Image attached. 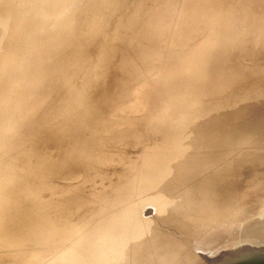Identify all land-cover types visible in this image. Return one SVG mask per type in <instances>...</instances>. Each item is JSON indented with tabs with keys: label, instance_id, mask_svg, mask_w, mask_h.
Wrapping results in <instances>:
<instances>
[{
	"label": "rangeland",
	"instance_id": "1",
	"mask_svg": "<svg viewBox=\"0 0 264 264\" xmlns=\"http://www.w3.org/2000/svg\"><path fill=\"white\" fill-rule=\"evenodd\" d=\"M98 1L0 0V68L28 22L40 33L63 22L54 49L68 52L23 75L18 126L2 137L14 142L0 152V264H229L262 249L264 0ZM7 187L20 189L24 221L47 213L39 243L19 211L8 216ZM190 227L202 230L177 241ZM252 227L254 244L224 234Z\"/></svg>",
	"mask_w": 264,
	"mask_h": 264
},
{
	"label": "bare ground",
	"instance_id": "2",
	"mask_svg": "<svg viewBox=\"0 0 264 264\" xmlns=\"http://www.w3.org/2000/svg\"><path fill=\"white\" fill-rule=\"evenodd\" d=\"M98 5L102 3V0H99L98 2ZM137 19V18H135ZM136 21V20H135ZM139 21V20H138ZM137 22V21H136ZM30 23L29 27L27 28V30L23 33H20V36L18 37H13L10 33V35L12 36V39L10 40L12 44L11 46V49H7V47L9 46V44L7 45V47L5 49H7L8 51L6 52V54L4 53L5 57L3 60L4 63L3 65H7L5 67H1L0 68V152L2 154L7 152L9 147H10V144H13L14 140L13 139H2L3 135H5V131L9 130V128H13L15 127L18 123H19V115L18 112H19V109L17 110V107L19 105V103L21 102L20 100H18V98L21 96V93L22 91L24 90V85H23V81H22V77L24 74H27L33 64H36L35 66V69L39 72H43L46 70L43 65V63L41 65L38 64L39 61H44L46 60L47 57H52V58H55L54 59V63H57V62H60L61 63V60H63V53H65L66 51L64 50L65 48H62L64 51H61L59 52L58 54L55 53V46L57 43H63L62 46H64V40L65 39V29L63 28V22H60L59 24H56L53 28H51V24L52 22H45V24H41V33L39 31H37V29H35L34 27H32V22H28ZM99 23V22H98ZM96 23V26L99 24ZM58 25H61V26H58ZM132 26L129 27V29H133L134 26H133V23L131 24ZM95 27V26H94ZM96 29V27H95ZM52 30V31H51ZM98 30V29H97ZM96 30V32H97ZM16 31V28L13 29V32ZM12 32V31H10ZM18 32V31H16ZM68 32V31H67ZM9 35V36H10ZM14 35V34H13ZM65 35V36H64ZM69 35V34H68ZM10 36V37H11ZM67 37V36H66ZM8 38V37H7ZM10 39V38H9ZM68 39V38H67ZM28 41H32V46L29 48H22V45L23 44H26ZM9 42V41H8ZM6 43V42H5ZM61 45V44H60ZM66 45V44H65ZM127 46L131 45L130 43V40L127 41L126 43ZM68 46V44L66 45ZM127 46H124V47H127ZM67 49V47H66ZM49 50V51H47ZM76 49H73L72 52L69 51L70 55V60L72 61V64H75L74 66H78L79 63H80V59H81V55L79 54L78 50L75 52ZM124 50V49H123ZM88 51V49L86 50ZM68 53V52H66ZM84 53V52H83ZM128 53V52H127ZM127 53L125 55H123V63L121 64L122 66L120 67L121 69H123V67L125 66V60L127 58ZM56 54V55H55ZM82 54V53H81ZM85 54H82L84 55L83 57H85ZM88 54H89V51H88ZM65 57V56H64ZM60 60H59V59ZM66 58V57H65ZM149 57H145V59L147 60ZM84 59V58H83ZM83 59L81 61H83ZM29 60L30 63L27 61ZM49 60V58H48ZM69 60V59H68ZM27 61V62H26ZM53 61V60H52ZM85 61V60H84ZM83 61V62H84ZM26 62V63H25ZM51 62V61H49ZM65 62V61H64ZM18 64L19 66L17 68H15V65ZM128 64V63H127ZM51 65V64H50ZM49 65V66H50ZM82 65L80 64L79 67H81ZM75 68V67H74ZM76 70V69H75ZM61 71V70H60ZM62 72L63 69H62ZM72 74V73H71ZM66 75V74H65ZM127 74H124L122 76H126ZM63 76V74L61 73V76L59 77L58 75H56L55 78H53V83L52 84H49L47 83L48 85V88L43 92L41 93V95L39 96L38 99L41 98V96L43 98H46V94L49 90H51L53 87H57L61 77ZM67 76V75H66ZM203 79H204V76H202ZM64 78V77H63ZM72 78V77H71ZM221 78V77H220ZM200 79V78H199ZM70 80V79H69ZM201 80V79H200ZM203 81V80H201ZM170 86L169 88L171 87V89H176L175 91V98L177 99L181 94L183 95L181 89H178V87L175 85L177 82L174 81L173 82H170ZM173 83V84H172ZM174 85V87H173ZM8 88H11L12 90V93H13V100H9L8 99ZM130 89V88H129ZM21 91V93H20ZM26 91H27V97H31V95H36V94H39L36 89L34 87H31V88H26ZM140 91V90H138ZM74 92V91H73ZM33 93V94H31ZM83 93V92H82ZM136 94V93H135ZM56 95V94H55ZM72 95V93H71ZM83 95V94H82ZM81 95V96H82ZM57 97V95H56ZM71 97V96H70ZM83 98V97H82ZM53 100V99H52ZM51 102V101H50ZM54 103H57L55 102V100L53 101ZM86 102V101H85ZM49 103V102H48ZM51 102V104H54ZM60 104V103H59ZM62 107V105L64 104H60ZM60 107L59 105L57 106L56 108V111L57 110H60ZM62 109V108H61ZM63 110V109H62ZM61 110V111H62ZM31 111V110H30ZM60 112V111H59ZM28 114V113H27ZM70 115V114H68ZM72 115V114H71ZM61 116V115H59ZM119 117V116H118ZM176 118V117H175ZM63 119V118H62ZM116 119V118H115ZM18 126V125H17ZM225 127V126H224ZM227 127V126H226ZM230 127V126H228ZM3 131L2 135H1V132ZM17 130L14 132V134L16 135L17 133ZM84 148V147H83ZM87 148V147H86ZM85 148V149H86ZM87 150V149H86ZM85 150V151H86ZM90 150V149H89ZM92 152V151H91ZM1 159V158H0ZM62 166V165H61ZM86 167V166H85ZM83 168V167H82ZM85 169V168H84ZM257 169V168H256ZM122 179V178H121ZM123 181V180H122ZM210 183V182H209ZM39 184H41L39 182ZM112 184V183H111ZM110 184V185H111ZM16 186H19V185H16ZM113 186V184L111 185V187ZM110 187V186H109ZM110 187V188H111ZM197 187V186H196ZM19 188H22L23 189V186H19ZM109 188V189H110ZM7 191H6V194L4 196V199H5V202L6 204L8 202H10V200H12L11 202V205L8 209V216H12L14 213L18 212V215L15 216V219L18 220V221H24V217L22 216L21 217V214L24 210V208H17L15 205L18 204H23L24 201L22 198H17L16 195H15V198H14V194L16 193V191H20V189L18 190V188L16 187H7L6 188ZM26 189V187H25ZM108 189V190H109ZM24 190V189H23ZM14 192V194H13ZM12 193V194H11ZM32 193V192H31ZM33 193H36V191H33ZM110 197H112L111 195H109ZM12 198V199H11ZM109 201V200H108ZM21 204V205H22ZM5 208V207H4ZM3 212V211H2ZM111 212V211H110ZM109 212V213H110ZM4 213V212H3ZM46 212L44 211H39L36 209H30V215L29 217L27 218L26 217V220L23 222V225L25 224H28L29 226V229H33V234H32V237H33V240L36 241V242H40L42 241L43 239H41L40 237H38L39 235L38 234H35L37 233L36 230H38L39 228L41 230H45L47 229L49 226L47 225V217L46 216ZM50 217V216H49ZM51 221H55L54 219H52L51 217L49 218ZM124 221V220H123ZM210 221V219H209ZM208 221V222H209ZM56 222V221H55ZM122 222V221H121ZM208 222H204V225H207ZM223 224L226 223V221H222ZM119 223V222H118ZM124 224L127 222H123ZM105 224V223H104ZM38 225V229H35V227ZM198 225H200V223H198ZM32 226V227H31ZM43 226V227H42ZM113 226V225H112ZM111 226V227H112ZM160 226H162V224H160ZM180 229H186L185 225H181L179 226ZM28 228V227H27ZM126 229H127V226H126ZM162 229L163 228H160V227H155L152 231L154 232L153 235L151 236V238H147L148 239V242L151 243L152 246H157L158 243H160L159 241V238L161 239L162 238V235H161V232H162ZM244 229V228H243ZM100 230V229H99ZM98 230V231H99ZM106 230V229H105ZM110 230V228H109ZM108 230V231H109ZM202 229L200 228H192L190 227V232H188L187 236L181 240L180 238H177V241H187V242H191V240L196 237L197 234H199V232L201 231ZM219 231L218 232H224L223 228L218 229ZM25 233V232H24ZM246 233V234H245ZM224 234H226L227 236H230V237H235L237 238V242L238 241H246L247 243H243V244H254L253 242H255L256 240H254V238L257 236V231L252 227V228H249L247 231L245 230V232L243 231H238V230H234V229H230L229 231H226L224 232ZM22 235V234H21ZM31 235V234H30ZM216 236V235H215ZM98 237V236H97ZM118 238V237H117ZM23 239V238H22ZM101 241V240H100ZM19 245L20 243L17 242ZM16 243V244H17ZM12 244V243H11ZM23 244V243H21ZM29 244V242H28ZM27 244V245H28ZM25 245V244H24ZM9 246V245H8ZM21 246V245H20ZM18 246V247H20ZM10 247V246H9ZM17 247V249H18ZM26 247V246H24ZM23 245H22V248H24ZM173 247L175 248L176 245H173ZM245 249V247H243ZM249 249L250 248V245H247L246 249ZM16 251V250H15ZM26 252H28L27 250H25ZM23 250V252H25ZM32 251V250H31ZM52 251V250H51ZM251 251L253 252V250H249L248 254L251 253ZM1 252V251H0ZM22 252V253H23ZM29 252H30V249H29ZM169 252L170 250H164V251H159L158 254H159V257H167L169 256ZM11 253V252H10ZM49 254V253H48ZM44 255V254H43ZM46 255V254H45Z\"/></svg>",
	"mask_w": 264,
	"mask_h": 264
},
{
	"label": "water",
	"instance_id": "3",
	"mask_svg": "<svg viewBox=\"0 0 264 264\" xmlns=\"http://www.w3.org/2000/svg\"><path fill=\"white\" fill-rule=\"evenodd\" d=\"M262 249L253 251L251 253L242 254L240 257H236L235 259L231 260L229 264H247L249 261H251L253 258L258 259L259 257H264V246L261 247ZM258 251H261L259 253Z\"/></svg>",
	"mask_w": 264,
	"mask_h": 264
}]
</instances>
